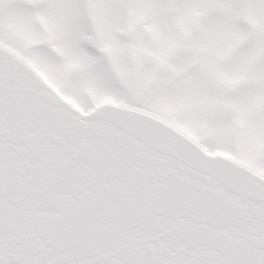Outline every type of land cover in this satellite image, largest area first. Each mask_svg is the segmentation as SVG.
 Segmentation results:
<instances>
[{"label":"snow or ice","instance_id":"obj_1","mask_svg":"<svg viewBox=\"0 0 264 264\" xmlns=\"http://www.w3.org/2000/svg\"><path fill=\"white\" fill-rule=\"evenodd\" d=\"M0 264H264V0H0Z\"/></svg>","mask_w":264,"mask_h":264}]
</instances>
